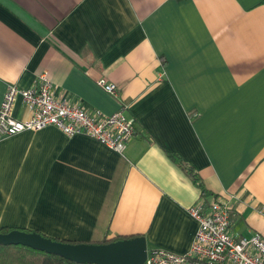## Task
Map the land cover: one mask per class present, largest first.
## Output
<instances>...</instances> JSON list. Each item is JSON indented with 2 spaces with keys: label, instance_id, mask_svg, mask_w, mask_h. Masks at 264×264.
<instances>
[{
  "label": "crops",
  "instance_id": "0c3cea01",
  "mask_svg": "<svg viewBox=\"0 0 264 264\" xmlns=\"http://www.w3.org/2000/svg\"><path fill=\"white\" fill-rule=\"evenodd\" d=\"M43 74L136 134L123 153L52 125L1 139L0 229L186 254L189 209L218 198L233 234L264 238V0H0V105ZM13 114L29 116L21 95Z\"/></svg>",
  "mask_w": 264,
  "mask_h": 264
},
{
  "label": "built area",
  "instance_id": "2783aa9c",
  "mask_svg": "<svg viewBox=\"0 0 264 264\" xmlns=\"http://www.w3.org/2000/svg\"><path fill=\"white\" fill-rule=\"evenodd\" d=\"M99 84L109 93L116 94V85L104 79ZM53 81L41 75L29 89L10 85L0 105V140L24 131H37L56 126L68 136L85 135L107 147L123 153L136 134L135 120L124 110L105 115L89 111L54 93ZM21 95L29 116L19 119L13 109ZM227 199L207 203L200 200L189 209L198 221V230L190 250L175 254L164 249L148 252L143 264H264V238L261 234L251 237L238 236L231 231V206Z\"/></svg>",
  "mask_w": 264,
  "mask_h": 264
},
{
  "label": "water",
  "instance_id": "95a60500",
  "mask_svg": "<svg viewBox=\"0 0 264 264\" xmlns=\"http://www.w3.org/2000/svg\"><path fill=\"white\" fill-rule=\"evenodd\" d=\"M0 244L29 246L78 264H143L148 256L147 241L143 235L103 243H75L54 239L38 231L14 228L0 232Z\"/></svg>",
  "mask_w": 264,
  "mask_h": 264
},
{
  "label": "trees",
  "instance_id": "16d2710c",
  "mask_svg": "<svg viewBox=\"0 0 264 264\" xmlns=\"http://www.w3.org/2000/svg\"><path fill=\"white\" fill-rule=\"evenodd\" d=\"M171 158L178 162L183 168L192 172L194 181L199 185L202 190V196L206 198L209 195V191L205 188L202 179L193 167L184 163L178 155L171 153ZM11 227H3L0 232L12 230ZM26 230V229H23ZM29 231V230H27ZM124 238L118 237L117 239ZM107 242V241H104ZM0 264H78L74 261L68 260L62 256L47 253L38 249L31 248L25 245H4L0 244Z\"/></svg>",
  "mask_w": 264,
  "mask_h": 264
}]
</instances>
